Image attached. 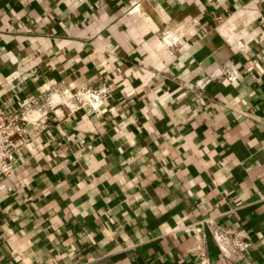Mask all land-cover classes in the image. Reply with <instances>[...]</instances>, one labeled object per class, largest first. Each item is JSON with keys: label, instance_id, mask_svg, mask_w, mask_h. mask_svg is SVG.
<instances>
[{"label": "crops", "instance_id": "1", "mask_svg": "<svg viewBox=\"0 0 264 264\" xmlns=\"http://www.w3.org/2000/svg\"><path fill=\"white\" fill-rule=\"evenodd\" d=\"M0 104L46 110L0 180V264H224L215 227L264 264V0H0Z\"/></svg>", "mask_w": 264, "mask_h": 264}, {"label": "built area", "instance_id": "2", "mask_svg": "<svg viewBox=\"0 0 264 264\" xmlns=\"http://www.w3.org/2000/svg\"><path fill=\"white\" fill-rule=\"evenodd\" d=\"M171 34L172 38L166 40L165 38ZM160 38L167 47L178 41L176 34L169 30L164 31ZM212 77L232 81L237 77V69L222 65ZM109 94L110 88L104 83L97 88L83 84L75 90H61V95H65L71 101L72 106L89 105L96 111L99 110ZM61 102L68 104L65 100ZM33 110V108L26 106L21 112H11L4 109L0 104V180L11 176L14 171L17 150L28 142L29 133L27 132L26 123L29 121L40 122L44 119L43 115L46 110L37 114H34ZM7 189L10 190L11 185L7 186ZM212 235L220 251V259L223 260L224 264H233V260L241 258L245 250L251 245L249 238L230 228L215 227L212 229ZM199 257L206 262L204 252H201Z\"/></svg>", "mask_w": 264, "mask_h": 264}, {"label": "rangeland", "instance_id": "3", "mask_svg": "<svg viewBox=\"0 0 264 264\" xmlns=\"http://www.w3.org/2000/svg\"><path fill=\"white\" fill-rule=\"evenodd\" d=\"M61 95V94H60ZM61 97H62V100H65L66 102H70V101H68L67 99H66V97H64L63 95H61ZM56 99V100H55ZM54 101H59L60 99H59V97L57 96V97H55L54 99H53Z\"/></svg>", "mask_w": 264, "mask_h": 264}, {"label": "bare ground", "instance_id": "4", "mask_svg": "<svg viewBox=\"0 0 264 264\" xmlns=\"http://www.w3.org/2000/svg\"><path fill=\"white\" fill-rule=\"evenodd\" d=\"M170 38H172V36L170 35V36H168V37H166L165 39L166 40H170ZM57 97V96H56ZM56 100V99H55Z\"/></svg>", "mask_w": 264, "mask_h": 264}]
</instances>
